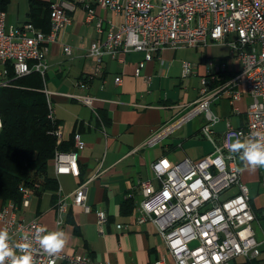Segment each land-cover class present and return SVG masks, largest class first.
<instances>
[{
  "label": "built area",
  "instance_id": "2783aa9c",
  "mask_svg": "<svg viewBox=\"0 0 264 264\" xmlns=\"http://www.w3.org/2000/svg\"><path fill=\"white\" fill-rule=\"evenodd\" d=\"M95 3L121 17L119 23L109 21L104 26L102 19L95 17L94 8L85 4L86 20L96 18L95 27L104 35L103 39L92 42L89 48L97 68L103 54L114 57L119 52L134 50L143 53L135 68V74L140 75L145 62L162 47L177 48L209 42L225 43L228 58L240 62V68L220 89L229 87L226 91L232 103L243 93L250 97L245 124L234 126L226 120L221 140L213 138L211 126L218 117L211 112L210 102L220 89L210 88L207 78L203 77L193 107L181 119L165 126L160 134L173 131L185 119L202 112L206 122L201 130L213 142L214 150L197 159L186 157L170 161L161 156L153 162L152 169L160 184L154 187L148 180L137 183L142 196L135 220L138 223L150 221L155 226L175 264H231L240 257H257L261 250L252 228L255 212L250 203L249 188L240 179L239 154L229 153L224 144L229 136L246 140L253 133H264V0H95ZM73 7L74 4L68 0L52 2L48 31L37 28L28 20L9 24L6 10L0 9V86H9L12 77L25 76L32 71L39 72L44 78L48 46L70 21L67 9ZM63 49L66 53L71 52L68 45ZM209 64L212 65V60ZM216 68L226 69V61H221ZM191 70L192 64L184 61L182 75H188ZM10 71L12 77L9 76ZM121 80L120 75L114 76L115 84ZM43 91L47 117L55 122L50 93L45 87ZM71 95L93 108L94 96ZM53 133L59 143L62 140L59 125ZM160 134L152 136L146 143H155ZM75 142L77 146L82 144L77 133ZM53 170L55 175L78 176L77 152L56 151ZM91 179L75 187L71 202L86 212L91 210L87 202V184ZM261 185L264 186V176L261 177ZM20 190L22 198L19 205L11 199L0 204V230L7 229L12 245L23 243V237L28 236L32 241L35 264H118L87 254L61 252L49 256L45 253L33 239L36 229L43 224L37 218L27 220L18 215L19 206L27 207L34 191L24 186H20ZM67 207L68 203L60 196L57 224L62 222ZM94 211L98 231L104 233L108 214L101 207ZM115 226L127 229L128 223Z\"/></svg>",
  "mask_w": 264,
  "mask_h": 264
},
{
  "label": "crops",
  "instance_id": "0c3cea01",
  "mask_svg": "<svg viewBox=\"0 0 264 264\" xmlns=\"http://www.w3.org/2000/svg\"><path fill=\"white\" fill-rule=\"evenodd\" d=\"M68 1L74 4L73 9H67L70 21L46 52L44 87L50 93L62 140H72L70 150L77 152L79 175H55L51 161L48 175L56 178L57 188L35 191L27 207L19 206L18 215L27 220L37 218L50 231H64L67 243L62 252L65 253L87 254L118 264H175L155 226L150 221L138 223L135 220L142 196L137 183L148 180L154 187L159 186L152 163L161 156L170 161L186 157L197 159L214 150L213 142L201 130L206 122L202 112L185 119L171 132H160L193 107L203 77L207 78L210 88L220 89L241 64L228 58L225 43L209 42L162 47L145 62L140 75L135 74V68L143 53L134 50L119 52L114 57L103 54L97 68L89 48L104 35L96 29L95 20L101 18L106 26L109 21L119 23L121 17L98 6L95 0ZM87 3L95 12L96 18L91 21L86 20ZM6 18L9 24L28 20V1L10 0ZM65 45L71 47L70 53L64 51ZM184 61L192 64L191 72L185 76L182 75ZM221 61H226V69L216 68ZM115 75L122 78L119 84L114 83ZM226 89L229 87L220 89L210 102L211 112L218 117L211 126V135L217 141L223 136L226 120L234 126H243L247 119L250 97L243 93L232 103ZM71 94L94 96L93 108ZM76 133L80 135V146L75 142ZM159 134L155 143H146ZM239 163L240 179L247 184L251 195L250 203L255 212L252 228L261 253L252 259L237 258L231 264L247 260L264 264L262 175L258 168L252 170L240 160ZM88 178H92L87 184V202L91 210L86 212L71 202L75 187ZM60 196L68 207L62 222L57 224ZM127 198L130 206L122 207ZM98 207L108 214L104 233L98 231L94 211ZM123 223H128L127 229L115 226Z\"/></svg>",
  "mask_w": 264,
  "mask_h": 264
},
{
  "label": "trees",
  "instance_id": "16d2710c",
  "mask_svg": "<svg viewBox=\"0 0 264 264\" xmlns=\"http://www.w3.org/2000/svg\"><path fill=\"white\" fill-rule=\"evenodd\" d=\"M28 21L43 31L50 28L51 3L27 0ZM10 0H0L6 10ZM11 71L9 76L12 77ZM11 85L0 86V200L21 203L20 186L32 189L57 188L48 175L56 151H69L72 140L56 142L53 130L59 123L47 117L44 78L37 71L11 78ZM127 198L122 207L130 206ZM242 264H253L247 260Z\"/></svg>",
  "mask_w": 264,
  "mask_h": 264
},
{
  "label": "clouds",
  "instance_id": "9594fccd",
  "mask_svg": "<svg viewBox=\"0 0 264 264\" xmlns=\"http://www.w3.org/2000/svg\"><path fill=\"white\" fill-rule=\"evenodd\" d=\"M224 147L229 153H238L240 161L246 168L255 170L264 167V133H253L246 140L232 139L229 136ZM33 239L49 256L61 253L67 243L64 231H50L43 226L36 229ZM10 240L7 229L0 230V264H35L32 256V241L28 236L23 237V243L15 245H12Z\"/></svg>",
  "mask_w": 264,
  "mask_h": 264
},
{
  "label": "rangeland",
  "instance_id": "374dc122",
  "mask_svg": "<svg viewBox=\"0 0 264 264\" xmlns=\"http://www.w3.org/2000/svg\"><path fill=\"white\" fill-rule=\"evenodd\" d=\"M50 1H52L53 3L54 2H57V0H50ZM192 107V106H191ZM191 107L189 108V110L191 109ZM188 110V111H189ZM258 170L260 171V175H262V176H264V167H261V168H258ZM261 176V177H262ZM242 181V180H241ZM262 189H264V188H262Z\"/></svg>",
  "mask_w": 264,
  "mask_h": 264
}]
</instances>
